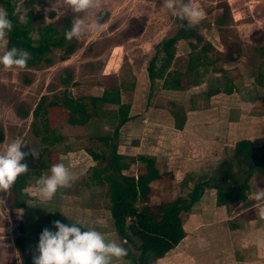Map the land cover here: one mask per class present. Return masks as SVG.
<instances>
[{
	"label": "rangeland",
	"instance_id": "rangeland-1",
	"mask_svg": "<svg viewBox=\"0 0 264 264\" xmlns=\"http://www.w3.org/2000/svg\"><path fill=\"white\" fill-rule=\"evenodd\" d=\"M28 1L31 2L36 14L47 24L60 26L62 17H71L72 20L79 18L82 21L81 33L69 39L77 44L75 52L66 54L62 50H56L53 53L54 64L51 66L24 72L19 67L5 68L0 65V128L4 133L0 153L6 150L9 143L16 141L21 144V151L28 152L31 149L36 154L33 157L29 152L23 161L32 160L34 163L51 161L52 164L62 161L67 165V154L63 152V146L52 147L47 155H40L42 143L32 131V116L23 119L19 117L18 112L21 110L31 112L44 95L49 99L53 96L61 99L100 96L105 89L122 86L126 91L121 92V99L123 103L130 105L131 119L119 130L117 150L132 161L128 174L135 177L145 170L138 156H150L158 160L156 167L163 174V178L150 184L151 205L186 196L200 178L216 175L233 158L226 156L224 162L209 175L203 174L207 171L194 166L183 179L175 180L172 177L169 165L179 163L177 153H193L195 159L198 154L205 155V152H210L209 154L214 152L213 154L217 155V150L200 149L198 146L202 142L200 139L207 137L200 132L205 131L206 126L218 127L232 111L229 107L240 104L236 98L227 100L213 96L209 100L203 99L205 91L215 87V82L220 77L219 73L211 72L205 75L203 83L199 86L169 92L161 90V83L158 81L151 86L146 68L163 38L174 35L179 28L192 25L195 27L193 35L179 39L175 43V63L178 64L187 57L190 43L197 47L209 43L211 48L207 53L208 57L213 60L219 59L216 67H223L232 80L242 79L244 73L249 77L258 69L264 70V64L260 62L264 56L261 52L264 48V0H91L89 6L82 11H75L71 0ZM185 4L200 11L201 15L197 22L192 23L184 18V13L180 9ZM0 8L7 11L9 18L19 10V3L7 4L0 0ZM235 13L237 14L235 18L240 14L250 13L255 15V19L252 17L251 21L250 17L245 21L236 22ZM100 18H104L103 23H100ZM221 18L224 22H217ZM250 35L256 41L249 42ZM196 37H201L203 42H197ZM33 38L36 39V36ZM5 50L6 39L0 36V54ZM241 65L247 70L240 69ZM67 75H70V81L63 84L61 81ZM24 77L31 80L30 84L23 83ZM244 89L248 91L249 87ZM252 89L254 90V87ZM256 89L258 98H262L263 103L259 87ZM240 103L247 109H259L256 104L249 101ZM202 110L206 114L191 115V126L197 127L194 132L176 131L182 130L185 126L187 115ZM214 111H221L220 115L225 112V116L222 114L219 117ZM48 116L53 126H57L64 136L63 145H71L75 151L83 149L86 153L83 151L79 152L80 155L75 153L76 155L71 156L73 164L71 162L66 167L72 178L76 175L79 177L73 178L67 186L58 187V191L47 200L42 198L38 190V178H31L25 191L32 200L27 203L26 210L11 208L14 200L12 184L7 189H1L0 264H33V257L37 255V240L32 242L36 238L35 233L25 231V228L28 225L33 229L36 226H45V222L48 221L46 218L54 214L52 212L54 208L50 205L53 201L70 212L67 209L72 208L74 204L77 207L80 202L78 198H82L81 195H76L77 193L85 192L84 201L90 197L87 191L77 188L73 183L83 179V174L86 173L90 162L85 163L83 160L95 163L86 152L89 139L98 135H110L116 124L114 110L94 113L90 121L81 127L65 125L63 121L67 112L61 107L48 108ZM208 137L211 143L219 144L222 141L221 134H211ZM185 146L191 149L187 150ZM79 162L82 166L77 170L75 165ZM229 165L227 164V167ZM46 174L48 171L45 169L43 175ZM58 194L62 196L59 197ZM238 210L236 209L237 212ZM190 213L182 215L183 224L189 219ZM21 225L25 227L22 232L19 231ZM16 238L22 239L24 245L22 253L18 252ZM243 241L240 245L234 244L233 247L229 242L225 252L218 248V242L209 241V247L203 246L205 251L194 255V261L196 264H264V243L252 248L246 240ZM203 242L201 238L196 241L199 245Z\"/></svg>",
	"mask_w": 264,
	"mask_h": 264
},
{
	"label": "trees",
	"instance_id": "trees-1",
	"mask_svg": "<svg viewBox=\"0 0 264 264\" xmlns=\"http://www.w3.org/2000/svg\"><path fill=\"white\" fill-rule=\"evenodd\" d=\"M5 3H19V10L9 17L12 28L4 37L6 49L15 46L30 53L26 66L20 68L24 72L36 70L43 66L54 64L53 53L62 50L71 54L77 49L75 42L65 38V31L71 27V17H62L60 26L47 24L39 17L31 2L28 0H4ZM100 23L104 18L99 19ZM223 23L224 19L217 20ZM195 27L186 25L177 29L174 35L165 37L158 44L153 57L146 68L147 77L151 83L160 82V89L164 91L179 92L189 87H196L203 83L205 75L213 72L220 77L215 87L205 91L204 100L218 94L231 95L233 85L228 72L223 67H216L219 59H211L207 53L211 48L209 43L201 47L190 43V51L180 63H175V43L184 37L193 35ZM36 36V39L33 36ZM196 41L202 43L201 37ZM224 63V62H223ZM259 88L264 89V70L258 69L253 73ZM70 75L62 79L68 84ZM31 80L24 77L23 83L30 84ZM126 91L122 86L105 89L100 96H84L79 98H64L47 95L42 96L35 108L30 112L19 111L20 118L32 116V131L42 143L40 155H47L52 147L63 146V152L74 150L71 145H63L64 136L59 128L54 127L48 116V108L61 107L66 110L67 116L63 121L70 127L85 126L94 113L114 110L116 124L110 135H98L89 139L86 152L95 161L80 179L73 184L81 189L90 191V197L85 199L99 203L109 210L117 235L123 241L127 250L126 258L134 264H155V262L174 249L185 237L182 215L189 214L192 207L205 190L215 191V206L222 207L235 202H244L250 192V181L255 176L264 178V141L262 145L255 146L250 140L242 139L235 144L233 158L227 162L214 176L202 177L194 184L184 197H177L158 205L149 203L150 184L163 178L156 167V159L150 156H138L144 164L145 170L136 177L128 174L132 161L125 155L118 153L117 139L120 128L128 122L130 105L123 103L121 92ZM4 140L3 130L0 128V143ZM234 162H233V161ZM27 163L28 171L17 176L12 183L11 190L14 196L12 209L26 210L27 203L32 200L25 189L29 186L31 178H39L44 171L49 170L51 161ZM221 172V173H220ZM1 191V189H0ZM101 197V200H100ZM45 226H36L33 231L37 238ZM24 227H19L22 232ZM15 243L19 253L23 252L22 239L16 238Z\"/></svg>",
	"mask_w": 264,
	"mask_h": 264
},
{
	"label": "crops",
	"instance_id": "crops-1",
	"mask_svg": "<svg viewBox=\"0 0 264 264\" xmlns=\"http://www.w3.org/2000/svg\"><path fill=\"white\" fill-rule=\"evenodd\" d=\"M236 15L237 14L235 13L234 21L236 22H241L243 20L245 21L250 17H253L255 19V15H252L250 13L244 15L238 14L239 17L235 18ZM253 18L251 21H253ZM249 38V42L251 43L252 40L256 41V39L254 37L252 38L251 35L249 36ZM261 52L263 53L262 55H264V48H262ZM262 57L263 59L260 60V62H263L264 64V56ZM240 69H243L244 71L247 70L242 65L240 66ZM242 75V79H231L233 85V93L231 95H216V97L218 98L227 100H234V98H236L239 101L240 105L229 107L232 108V111L227 114L225 121L223 120L221 121V123H219L218 127H216L215 125L211 127L206 126V130L200 132V134H204L207 136L206 138L200 139L202 141L200 144H198V146H200V149L202 151L217 150V155L213 154L214 152L212 154H209L210 152H205V155L204 153L201 154L202 156H199L198 154L197 159H195L193 158V156L195 157L193 153H177L179 157V163H173L169 165L171 167L170 170L172 173V177L175 178V180L183 179L185 176H187L188 172H190L189 170L194 166L197 168H201L200 170L207 171V173L203 174L209 175V173L216 169L220 163L224 162L226 156L233 157L235 144L242 139L250 140L255 146L262 145L264 141V102L261 103L262 98H258V89H256L258 88V85L253 78V73L249 75L250 78L245 76L246 73ZM235 87H239V89H236ZM245 87H249L248 91L244 89ZM252 87H254V90L252 89ZM259 90L260 95L264 99V89L259 88ZM244 101H249L250 103L256 104L259 109L253 110L251 108H245V106L240 103ZM214 113H216L219 117L222 114H224L223 117L225 116V112H223L221 115V111H214ZM197 114L202 115L206 114V112H204V110L194 111L191 114L187 115V123L185 124V126L182 128V130L176 131L184 133L192 130L194 132L197 127L194 128L193 126H191L190 120L192 116H195ZM211 134H221V143L215 144L209 142L208 136ZM177 148L179 147H175V149ZM181 148L182 147H180L179 149ZM185 149L189 150L191 148H187L185 146ZM81 151L85 153L83 149H77L76 151L73 150L66 153L68 162L65 166L67 167L68 164H71V156L76 155L75 153H78L80 155L81 153L79 152ZM83 161L85 163L90 162L87 165L88 168L86 169V171L95 165V163L92 164V161ZM197 162L198 164H195ZM75 166L78 170L82 166V163L79 162ZM76 176L73 178L76 179L79 177V175ZM261 189H264V178H262L261 176H255L250 181V192L246 201L235 202L222 207L215 206V191L205 190L204 194L201 196L198 202L195 203V206L191 210L192 212L190 213L189 219L185 224H183L185 237L174 249L169 251L162 258H159L156 261V264H196V261H194V255L196 253L201 254L203 251H205L203 249V246L209 247V241L218 242V248L222 250L221 252L226 251L229 242L231 243L232 247L237 243L238 245H240L243 240V242H245L246 240L252 248L253 246L256 247L262 245L264 243V211H262L264 210V198L258 200L256 199L255 195ZM57 191L58 190H56V192ZM83 191L86 190L83 189ZM87 192L90 195L91 192ZM76 195H81L82 198L77 197L78 199H80V202L78 203L77 207L74 204L72 208H68L67 210L70 212L62 209L63 207L59 206L54 201V204L52 202L50 203V205L54 208L52 210L54 214L53 216L46 218L48 221L45 222V227L55 230L52 225V222L55 220H60L65 224L79 223L82 231L86 230L87 228H94L95 230L104 234L107 239L117 240L125 248L121 238L115 231L114 223L109 210L101 205L97 206L92 201L88 205L85 204V201L83 200L86 195L85 192H79ZM57 196L60 197L62 196V194H58ZM236 209L240 210H238L237 212ZM193 212H195L196 214H193ZM202 214L204 215L203 217ZM203 219H205V221H203ZM27 227H24L25 231L30 230L31 233H35L31 225H28ZM35 236L36 238H32V242H34L35 240L38 241L36 233L34 237ZM200 238L203 239L204 242L199 245V243H196V241ZM221 243H223L222 248ZM131 262L132 261L130 259H127L124 256L120 259H114L112 261V264H131Z\"/></svg>",
	"mask_w": 264,
	"mask_h": 264
},
{
	"label": "clouds",
	"instance_id": "clouds-1",
	"mask_svg": "<svg viewBox=\"0 0 264 264\" xmlns=\"http://www.w3.org/2000/svg\"><path fill=\"white\" fill-rule=\"evenodd\" d=\"M91 0H71L75 11L86 9ZM187 21L195 23L200 18V11L185 4L181 9ZM79 18H74L71 27L64 33L66 39L79 36L81 33ZM12 28L5 9L0 8V36H4ZM30 53L15 46L0 54V65L5 68L26 66ZM21 144L12 141L6 150L0 153V189H7L18 175L28 171V165L22 162L31 152L21 151ZM72 177L62 162L52 164L48 174L41 175L37 180L38 190L43 199H50L58 187L70 184ZM256 199L264 198V189L259 190ZM53 228H43L39 234L33 264H112L114 259H120L127 254L117 240L107 239L104 234L94 228L81 230L79 223L65 224L60 220L52 222Z\"/></svg>",
	"mask_w": 264,
	"mask_h": 264
}]
</instances>
